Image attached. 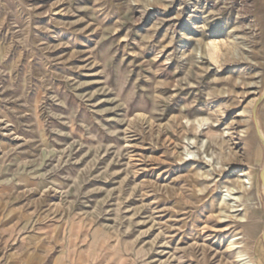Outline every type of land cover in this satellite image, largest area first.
Returning <instances> with one entry per match:
<instances>
[{
	"label": "rangeland",
	"instance_id": "1",
	"mask_svg": "<svg viewBox=\"0 0 264 264\" xmlns=\"http://www.w3.org/2000/svg\"><path fill=\"white\" fill-rule=\"evenodd\" d=\"M263 143L264 0H0V264H264Z\"/></svg>",
	"mask_w": 264,
	"mask_h": 264
},
{
	"label": "bare ground",
	"instance_id": "2",
	"mask_svg": "<svg viewBox=\"0 0 264 264\" xmlns=\"http://www.w3.org/2000/svg\"><path fill=\"white\" fill-rule=\"evenodd\" d=\"M141 117V116H140ZM261 133H262V130H261ZM224 199V198H223ZM237 238H232V239H230V244H231V246H232V248H238V246H236L235 244H234V240H236ZM243 255L242 254H240L239 253V255H238V258H239V261H244L243 262V264H250L249 263V260H246V257L244 258V257H242Z\"/></svg>",
	"mask_w": 264,
	"mask_h": 264
},
{
	"label": "water",
	"instance_id": "3",
	"mask_svg": "<svg viewBox=\"0 0 264 264\" xmlns=\"http://www.w3.org/2000/svg\"><path fill=\"white\" fill-rule=\"evenodd\" d=\"M253 112H254V115H255V111H254V110H253ZM257 130H258L259 137H260L261 140L263 141V136H262V134H261V132H260V128H258ZM263 144H264V143H263ZM260 176H261V180H262V183H263V186H264V176H263L262 173L260 174Z\"/></svg>",
	"mask_w": 264,
	"mask_h": 264
}]
</instances>
